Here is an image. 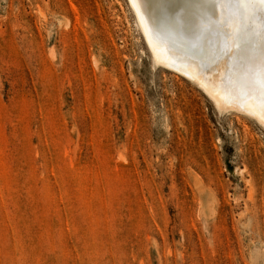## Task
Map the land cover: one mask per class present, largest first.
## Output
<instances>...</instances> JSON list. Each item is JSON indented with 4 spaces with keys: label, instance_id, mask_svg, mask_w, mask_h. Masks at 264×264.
Segmentation results:
<instances>
[{
    "label": "rangeland",
    "instance_id": "rangeland-1",
    "mask_svg": "<svg viewBox=\"0 0 264 264\" xmlns=\"http://www.w3.org/2000/svg\"><path fill=\"white\" fill-rule=\"evenodd\" d=\"M0 264H264V128L127 0H0Z\"/></svg>",
    "mask_w": 264,
    "mask_h": 264
},
{
    "label": "bare ground",
    "instance_id": "bare-ground-1",
    "mask_svg": "<svg viewBox=\"0 0 264 264\" xmlns=\"http://www.w3.org/2000/svg\"><path fill=\"white\" fill-rule=\"evenodd\" d=\"M127 1L155 65L264 128V0Z\"/></svg>",
    "mask_w": 264,
    "mask_h": 264
}]
</instances>
